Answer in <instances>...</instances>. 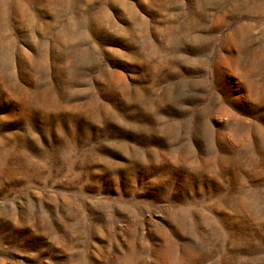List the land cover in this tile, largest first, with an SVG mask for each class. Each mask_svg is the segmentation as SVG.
<instances>
[{
  "label": "rangeland",
  "instance_id": "obj_1",
  "mask_svg": "<svg viewBox=\"0 0 264 264\" xmlns=\"http://www.w3.org/2000/svg\"><path fill=\"white\" fill-rule=\"evenodd\" d=\"M0 264H264V0H0Z\"/></svg>",
  "mask_w": 264,
  "mask_h": 264
}]
</instances>
